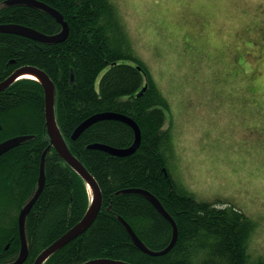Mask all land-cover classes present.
Returning <instances> with one entry per match:
<instances>
[{"label":"trees","instance_id":"16d2710c","mask_svg":"<svg viewBox=\"0 0 264 264\" xmlns=\"http://www.w3.org/2000/svg\"><path fill=\"white\" fill-rule=\"evenodd\" d=\"M7 1L0 0V28L21 25L50 35L62 30L46 9ZM38 1L64 15L69 34L63 41L49 43L0 29V82L25 65L50 76L56 88L58 126L103 193L102 209L91 227L43 264H82L95 258L132 264H264L263 256L254 258L251 253L256 227L252 218L234 205L198 199L174 178L168 154L173 135L166 127L169 100L135 55L115 3ZM103 112L121 113L138 123L142 141L135 152L118 156L91 147L94 143L117 148L133 145L135 131L121 120H99L73 139L81 123ZM18 135L32 137L0 157V264L19 259L20 213L39 188L47 149L43 188L24 216L27 257L21 264H33L83 218L92 202L87 181L54 147L48 148L45 91L32 78H20L0 91V143ZM130 189L149 191L175 219L179 235L167 253L143 251L121 221L120 216L153 250L164 249L172 241V223L145 194Z\"/></svg>","mask_w":264,"mask_h":264},{"label":"rangeland","instance_id":"374dc122","mask_svg":"<svg viewBox=\"0 0 264 264\" xmlns=\"http://www.w3.org/2000/svg\"><path fill=\"white\" fill-rule=\"evenodd\" d=\"M112 1L169 100L174 178L252 218L264 257V0Z\"/></svg>","mask_w":264,"mask_h":264},{"label":"water","instance_id":"95a60500","mask_svg":"<svg viewBox=\"0 0 264 264\" xmlns=\"http://www.w3.org/2000/svg\"><path fill=\"white\" fill-rule=\"evenodd\" d=\"M7 2L8 3H28L31 5L39 6V7L46 9L62 25V30L59 33L50 35V34H45L43 32H40L30 27H24L21 25H11L8 27L0 28L4 30L5 32H13L17 34H22L27 37L33 38L37 41L49 42V43L63 41L68 36L69 31H70L69 24L65 20L64 15L58 9L44 2L38 1V0H9ZM26 74H32L36 76L35 79L41 82V84L43 85L44 91H45L46 126H47V131L50 137V145L48 148L54 147L59 152L61 157H63V159L69 165H71V167L75 169L87 181L90 193L92 194L91 205L87 209L83 218L78 223H76L72 228H70L66 233H64L60 238H58L54 243H52L47 248H45L36 257L33 263V264H43L55 252H57L59 249L64 247L67 243H69L70 241H72L73 239H75L76 237H78L79 235H81L82 233H84L86 230H88L91 227V225L95 222L96 218L98 217L102 209L103 193L94 175L88 170V168L84 165V163L73 154V152L71 151L66 139L64 138L58 126V123L56 120V114H55V101H56L55 83L44 70L36 66H32V65H25V66L19 67L7 79L0 82V91L5 90L16 80L23 78L24 75ZM146 87H144L141 93H143V91L146 90ZM102 119H116V120H121V121L128 123L130 126H132V128L135 131V141L133 145L127 148H117V147H113V146L103 144V143H94L91 145V147L103 149L113 155H118V156L129 155L135 152L139 148L141 141H142V132H141L140 126L132 117L121 114V113H116V112L97 113L89 117L83 123H81L77 127V129L74 131L72 135L73 139H77L88 126ZM29 137H32V135H18V136L11 137L1 142L0 143V157L4 153H6L8 150H10L11 148L18 145L20 142H22L23 140ZM47 150L44 152L42 156L41 167H40L39 188L36 191L34 197L31 199V201L26 205L24 209H22L20 213L19 223H20V235H21V240H22V246H21V253H20L19 259L17 261L6 263V264H21L24 262V260L27 257V248H26L27 241H26L23 221H24V216L31 209V207L37 200L43 188V185L45 182L44 167H45V156H46ZM130 191H138V192L145 194L150 199V201L156 206V208L172 223L173 225L172 241L164 249L153 250L144 243V241L138 236V234L135 232L133 227L128 223V221H126L123 217L120 216L121 221L126 226L127 230L129 231L130 235L134 239L135 243L143 251L153 254V255H161V254L167 253L174 246V244L176 243L178 239V235H179L178 225L175 219L166 210V208L163 206L160 200L156 196H154L152 193H150L149 191H146L143 189H130ZM82 264H132V263L122 261V260L110 259V258H95V259H90L88 261H85Z\"/></svg>","mask_w":264,"mask_h":264},{"label":"bare ground","instance_id":"6f19581e","mask_svg":"<svg viewBox=\"0 0 264 264\" xmlns=\"http://www.w3.org/2000/svg\"><path fill=\"white\" fill-rule=\"evenodd\" d=\"M44 3H45V2H44ZM48 13H49V12H48ZM24 77L35 79L36 76H34V75H32V74H26V75H24Z\"/></svg>","mask_w":264,"mask_h":264}]
</instances>
